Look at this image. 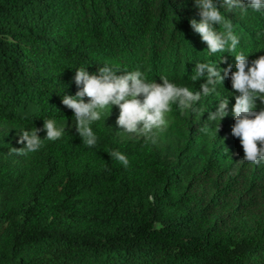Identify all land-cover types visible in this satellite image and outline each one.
<instances>
[{
	"label": "trees",
	"instance_id": "trees-1",
	"mask_svg": "<svg viewBox=\"0 0 264 264\" xmlns=\"http://www.w3.org/2000/svg\"><path fill=\"white\" fill-rule=\"evenodd\" d=\"M228 16L237 51L264 55L254 32L264 18ZM190 17L200 18L194 0H0V127L18 136L43 118L67 122L19 164L0 154V264H264V164L242 161L231 114L219 131H200L215 96L202 98V116L172 105L155 143L120 140L100 119L95 147L62 104L82 66L139 68L192 90L203 82L191 80L197 60L219 65L223 55L220 66L234 68L235 52L207 55Z\"/></svg>",
	"mask_w": 264,
	"mask_h": 264
},
{
	"label": "clouds",
	"instance_id": "clouds-1",
	"mask_svg": "<svg viewBox=\"0 0 264 264\" xmlns=\"http://www.w3.org/2000/svg\"><path fill=\"white\" fill-rule=\"evenodd\" d=\"M194 6L200 18L190 17L188 23L205 42L207 55L235 52L234 68L233 65L220 66L223 55L219 65L211 60H197L191 74L192 81L203 80L197 90L164 75L159 77L160 82L149 80L139 68L122 73L109 63L100 65L95 72H89L88 66L76 68L73 80L78 90L74 95L63 94L62 104L72 110L74 127L83 144L88 147L98 144L92 125L105 112L110 115L113 106L119 108L116 120L119 132L152 138L153 134L163 133L169 127L172 105L182 114L192 112L202 116L205 112L202 98L215 96V109L207 111L209 124L203 125L200 131L208 135L219 131L221 121L231 114L234 118L231 134L239 138L244 152L242 161L264 164V55L250 60V55L237 51L241 35L228 16L234 12L241 19L252 14L264 18V0H194ZM254 32L256 42L264 47L261 43L264 27ZM226 78L230 80L229 91L233 93L229 96L222 95L220 90L221 85L225 88ZM230 98L235 100L231 109ZM43 121L42 128H18L17 143L23 146L16 149L23 154L37 152L43 140L58 141L66 132L67 122L60 125L55 117L43 118ZM41 131L45 132L43 138L38 134ZM109 155L124 167L129 165L126 154L121 151L112 150Z\"/></svg>",
	"mask_w": 264,
	"mask_h": 264
},
{
	"label": "rangeland",
	"instance_id": "rangeland-1",
	"mask_svg": "<svg viewBox=\"0 0 264 264\" xmlns=\"http://www.w3.org/2000/svg\"><path fill=\"white\" fill-rule=\"evenodd\" d=\"M108 114V112H105L101 119L107 121V123L115 130V134L120 140L158 139L159 135L161 134L155 133L153 134L152 138H145L144 136L119 132L121 129L116 125V120L119 115V108L117 106H113L111 114ZM38 134L41 136V138L45 136L44 131H41ZM17 140L18 136H14V134L9 133L7 130L0 127V154L4 153L6 156L11 157L13 161H16V164H19L21 160L28 156V154H23L22 150L16 149L23 146L22 144H18ZM16 153L21 154L16 155Z\"/></svg>",
	"mask_w": 264,
	"mask_h": 264
}]
</instances>
